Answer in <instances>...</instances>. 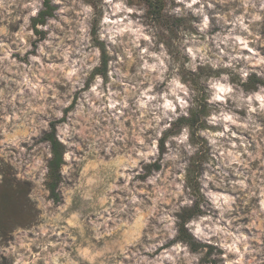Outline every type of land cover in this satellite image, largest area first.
Instances as JSON below:
<instances>
[{
	"label": "clouds",
	"instance_id": "9594fccd",
	"mask_svg": "<svg viewBox=\"0 0 264 264\" xmlns=\"http://www.w3.org/2000/svg\"><path fill=\"white\" fill-rule=\"evenodd\" d=\"M0 264H264V0H0Z\"/></svg>",
	"mask_w": 264,
	"mask_h": 264
}]
</instances>
